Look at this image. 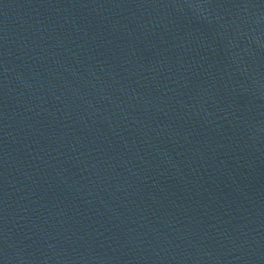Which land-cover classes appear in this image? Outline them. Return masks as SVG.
<instances>
[{
    "label": "water",
    "instance_id": "water-1",
    "mask_svg": "<svg viewBox=\"0 0 264 264\" xmlns=\"http://www.w3.org/2000/svg\"><path fill=\"white\" fill-rule=\"evenodd\" d=\"M0 264H264V0H0Z\"/></svg>",
    "mask_w": 264,
    "mask_h": 264
}]
</instances>
